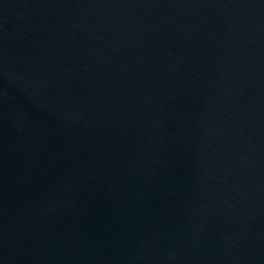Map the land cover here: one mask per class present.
<instances>
[{
  "label": "water",
  "instance_id": "1",
  "mask_svg": "<svg viewBox=\"0 0 264 264\" xmlns=\"http://www.w3.org/2000/svg\"><path fill=\"white\" fill-rule=\"evenodd\" d=\"M0 264H264V0H0Z\"/></svg>",
  "mask_w": 264,
  "mask_h": 264
}]
</instances>
